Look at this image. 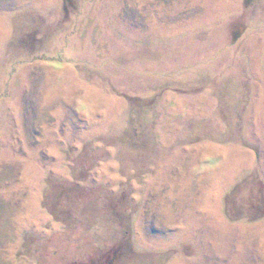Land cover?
Returning a JSON list of instances; mask_svg holds the SVG:
<instances>
[{
	"label": "rangeland",
	"instance_id": "obj_1",
	"mask_svg": "<svg viewBox=\"0 0 264 264\" xmlns=\"http://www.w3.org/2000/svg\"><path fill=\"white\" fill-rule=\"evenodd\" d=\"M116 251L264 264V0H0V264Z\"/></svg>",
	"mask_w": 264,
	"mask_h": 264
},
{
	"label": "trees",
	"instance_id": "obj_2",
	"mask_svg": "<svg viewBox=\"0 0 264 264\" xmlns=\"http://www.w3.org/2000/svg\"><path fill=\"white\" fill-rule=\"evenodd\" d=\"M64 3H68L69 4V0H64ZM234 220L231 219V221H237V222H240V221H243L244 219L243 218H238V217H234L233 218ZM246 219V218H245ZM116 259H118V252L116 251V255H114L108 262V264H115V261H117Z\"/></svg>",
	"mask_w": 264,
	"mask_h": 264
}]
</instances>
